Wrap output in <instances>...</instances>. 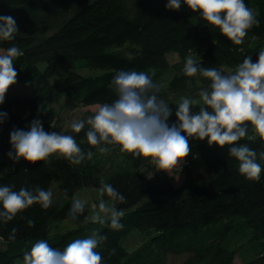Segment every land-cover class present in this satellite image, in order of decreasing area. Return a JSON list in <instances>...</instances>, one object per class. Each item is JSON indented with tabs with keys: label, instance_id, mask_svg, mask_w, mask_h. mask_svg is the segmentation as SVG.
<instances>
[{
	"label": "trees",
	"instance_id": "1",
	"mask_svg": "<svg viewBox=\"0 0 264 264\" xmlns=\"http://www.w3.org/2000/svg\"><path fill=\"white\" fill-rule=\"evenodd\" d=\"M167 2L0 0V15L13 16L19 28L14 40H0V51L17 46L23 55L14 59L16 80L34 84L32 95L6 98L0 105V112L7 113L0 124V186H13L16 191L33 186L51 190L55 183L62 197L46 210L36 204L13 221L0 222V264H23L25 252L39 239L62 250L93 230L107 236L97 248L102 264H168L170 256L183 257L180 264H234L237 245L241 249L246 245L250 256L242 264H264V160L259 158L264 141L259 137L250 140L246 136L237 142L257 152L262 167L259 181H249L239 173L238 162L228 156V146L210 147L207 139L190 138L191 151L182 163L184 183L178 188L166 172H157L148 184L141 169L150 161L121 152L118 145H106L110 150L101 154L86 142V129L79 134L64 133L73 135L82 150L93 151V158L81 165H72L58 154L36 164L23 159L14 163L7 156L10 132L28 130L33 119H39L45 131L62 132L53 108L58 99L85 108L111 103L115 99L111 81L120 70L147 72L154 83L172 71V80L159 92V98L169 104L174 95L191 94L199 99L200 88L210 83L199 75H184L186 58L227 74L245 58L252 59V42L262 48L264 0H244L259 25L248 30L241 45L233 44L219 29H210L183 2L179 10L166 8ZM171 55L178 61L171 64ZM187 80L193 82L191 87ZM175 112L169 124L176 121ZM248 128V136L254 135L250 124ZM110 153L120 154L121 163L106 175L108 163L103 158ZM101 181L126 197V203L116 204L124 212L122 230L97 223L84 225L89 216L86 206L77 221L67 215L74 197L84 189L99 190ZM103 199L112 201L106 194ZM29 219L35 221L34 227L28 226ZM65 221L79 229L62 234ZM13 228L17 232L10 240ZM133 232H154L155 236L130 255L122 241Z\"/></svg>",
	"mask_w": 264,
	"mask_h": 264
},
{
	"label": "clouds",
	"instance_id": "2",
	"mask_svg": "<svg viewBox=\"0 0 264 264\" xmlns=\"http://www.w3.org/2000/svg\"><path fill=\"white\" fill-rule=\"evenodd\" d=\"M182 2L192 12L199 13L210 29H219L235 45H241L248 30L259 25L255 12L244 0H168L166 8L179 10ZM18 32L13 16L0 15V40L12 41ZM22 55L15 45L0 52V105L9 88L17 82L14 59ZM183 73L186 77L199 75L210 83L207 88H200L199 99L180 98L175 122L168 123L172 110L159 98L160 89L152 75L144 71L120 70L111 81L115 99L98 105L86 120L73 121L72 132L79 134L86 129V142L101 154L110 150L106 145H118L121 152L149 160L157 172L168 174L183 165L191 151L190 138L207 139L210 147L228 146V156L238 162L239 173L249 181H259L262 167L257 162V152L237 142L246 136L250 140L259 137L264 141V50L258 52L255 62L245 58L232 74H224L215 67H204L190 57L186 58ZM192 83L186 81L189 87ZM195 106H199L198 110H193ZM6 119L7 113L0 112V124ZM249 124L254 132L252 136H248ZM10 144L7 156L14 163L21 159L30 164L47 162L50 156L58 154L72 165H81L94 155L91 150H82L73 135L45 131L39 119H33L28 130H12ZM259 158L264 160V152L259 153ZM99 192L114 203L109 206L101 200L99 211L91 217L92 223L114 231L122 230L124 224L120 221L124 212L117 209L116 204L126 203V197L104 181L100 182ZM36 204L45 210L50 208L52 191L39 186L21 187L18 191L13 186H0V222L13 221L18 214ZM84 211L85 203L74 199L67 215L77 221ZM27 224L34 227L35 221L29 219ZM16 232L13 228L8 238L14 240ZM106 240V235L93 230L86 238L75 239L61 250L51 247L46 239H39L30 251L25 252L23 264H102L97 248Z\"/></svg>",
	"mask_w": 264,
	"mask_h": 264
},
{
	"label": "rangeland",
	"instance_id": "3",
	"mask_svg": "<svg viewBox=\"0 0 264 264\" xmlns=\"http://www.w3.org/2000/svg\"><path fill=\"white\" fill-rule=\"evenodd\" d=\"M251 47L253 48L255 53H258L259 51L264 50V42L262 43V48L259 47V44L257 43V41L252 42ZM168 60L170 61L171 64L178 61L177 57L174 55L168 56ZM42 69H43V66H42ZM233 72L234 71H227V74H232ZM173 76H174L173 72L169 71L164 76L163 80L156 83L159 86V89H160L159 92L165 91L167 82L169 83V81L172 80ZM33 91H34L33 82L31 81L26 82V83L16 82L7 91L5 99L17 97V96H29L33 94ZM182 96L197 99V96H193L191 94L171 96L170 97L171 102L169 103V107L171 108L172 113L177 110L176 105H178V103L180 102V98ZM53 108H54V113L58 117V126L62 130V133H65L71 130L70 126L73 121L85 120L89 113L95 112V109L97 108V106L85 108L65 98H60L54 104ZM103 160H105L108 163L106 170H105L106 175H108L111 171H114L117 168V166H119L121 163V157H120V154L118 153H114V154L110 153L106 157H104ZM141 172L145 177V181L148 184H151L154 180L157 170L154 165H152L151 163H148L141 169ZM168 176H169V179L172 185L175 188L180 187L184 183L185 174L182 170V166H177L175 169L172 170L171 173L168 174ZM51 191L53 193V201H57L62 198L60 194L59 186L57 184L54 183L52 185ZM74 199L82 200L85 203V206L89 210V216L84 225H88L92 223L91 217L99 211L98 205L101 202V200H103L109 206L113 204L112 201H105L103 199V196L100 194L99 190H95V189H84L80 191L74 197ZM93 205H95L96 207H93ZM100 215L104 217L103 213H100ZM77 229H79V227L74 225L70 221H65L61 225L62 234H65L68 231H73ZM154 236H155L154 232H151L149 234L133 232L129 237H127L126 239L122 241V245L126 249V251L131 255L137 250H139L141 247H143L146 243H148ZM237 247H238V251H237L238 256L236 257L234 264H242L244 261L248 260L250 256L247 251L246 245L242 249L241 247L239 248L238 245ZM182 260H183V257L170 256L168 258V264H180ZM21 263H23V261H21Z\"/></svg>",
	"mask_w": 264,
	"mask_h": 264
},
{
	"label": "water",
	"instance_id": "4",
	"mask_svg": "<svg viewBox=\"0 0 264 264\" xmlns=\"http://www.w3.org/2000/svg\"><path fill=\"white\" fill-rule=\"evenodd\" d=\"M258 58V53H255L252 57V61L255 62Z\"/></svg>",
	"mask_w": 264,
	"mask_h": 264
}]
</instances>
